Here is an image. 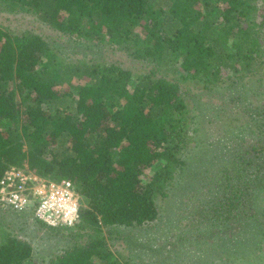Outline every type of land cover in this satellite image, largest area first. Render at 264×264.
<instances>
[{"label": "trees", "instance_id": "16d2710c", "mask_svg": "<svg viewBox=\"0 0 264 264\" xmlns=\"http://www.w3.org/2000/svg\"><path fill=\"white\" fill-rule=\"evenodd\" d=\"M0 11L128 59H70L41 33L0 26V178L29 169L72 181L80 196L75 225L48 227L74 242L47 261L0 221V264H127L108 233L160 222L159 200L180 190L192 201L174 221L232 233L237 255L221 264H264V0H0ZM191 86L241 97L257 89L242 109L253 139L214 144L196 157L203 168L189 160L198 142Z\"/></svg>", "mask_w": 264, "mask_h": 264}, {"label": "rangeland", "instance_id": "374dc122", "mask_svg": "<svg viewBox=\"0 0 264 264\" xmlns=\"http://www.w3.org/2000/svg\"><path fill=\"white\" fill-rule=\"evenodd\" d=\"M0 26L17 33L25 31V29L41 33L60 49L63 56L70 59L84 57L97 61L121 60L128 63V59L123 56V51L119 49L94 45L82 39L62 37L50 29L48 25L32 20L23 14L15 15L0 11ZM254 92H257V89L249 88L247 94L241 97L236 91L207 92L198 88L193 89L191 86L189 100L198 115L195 122V127L198 128V142L194 146L193 156L191 155L189 159L195 160L193 167L203 168L205 160L199 158L197 160L196 157L198 155L205 157L208 154V148L212 149L214 144L220 143L222 146L227 144L230 147L244 139H253L251 125L254 120L250 111L242 109L248 103L257 102V98L253 95ZM228 123L242 127L250 126V132L228 129L231 127ZM187 193L194 195L196 192L188 190L185 194ZM191 201L192 199L189 200V197H186L181 190L175 192L174 195L172 193L167 199L159 200L162 212L161 221L141 228L120 227L114 234L112 233V236H109L108 233V244L111 250L117 257H122L127 264H166L167 262V264H215L211 258L216 260V263L221 264V260L218 259L223 256L226 258L233 252L236 256L237 246L232 244L231 232L212 236V232L215 231H210L209 223L203 229L190 226L189 221H186L185 218H183V222L180 219L178 222L173 220L182 214L187 205H191ZM193 201H195L194 198ZM261 204L264 206V200ZM7 209L0 203V221L10 223L14 233L32 243L35 252L34 261H47L75 240L66 233L55 236L48 230V225L36 220L31 213L22 212V215L19 216ZM194 222H196L195 219ZM198 231H201L200 236L196 234ZM238 244H241L243 248L241 253H246L250 248L249 238L246 236L241 237ZM229 251L232 252L228 254ZM168 255L169 258L173 255L174 262L173 260L172 263L167 261ZM231 263L233 264L231 260H225L224 264Z\"/></svg>", "mask_w": 264, "mask_h": 264}, {"label": "built area", "instance_id": "2783aa9c", "mask_svg": "<svg viewBox=\"0 0 264 264\" xmlns=\"http://www.w3.org/2000/svg\"><path fill=\"white\" fill-rule=\"evenodd\" d=\"M0 203L29 212L50 227L73 226L80 217V196L72 181H53L29 169L11 167L0 178Z\"/></svg>", "mask_w": 264, "mask_h": 264}]
</instances>
